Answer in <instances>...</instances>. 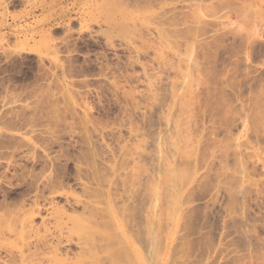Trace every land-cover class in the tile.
<instances>
[{"label":"rangeland","instance_id":"374dc122","mask_svg":"<svg viewBox=\"0 0 264 264\" xmlns=\"http://www.w3.org/2000/svg\"><path fill=\"white\" fill-rule=\"evenodd\" d=\"M261 129L264 0H0V264H264Z\"/></svg>","mask_w":264,"mask_h":264},{"label":"bare ground","instance_id":"6f19581e","mask_svg":"<svg viewBox=\"0 0 264 264\" xmlns=\"http://www.w3.org/2000/svg\"><path fill=\"white\" fill-rule=\"evenodd\" d=\"M188 111V110H187ZM187 113V112H186ZM192 113V112H191ZM194 114V113H193ZM192 114V115H193ZM191 114H190V112H189V116H190ZM226 115V114H225ZM257 117V119L256 120H254V122H255V124L257 125L258 124V122L260 121H258V116H256ZM260 117V116H259ZM185 118V117H184ZM184 118H183V120H184ZM188 118V117H187ZM190 118V117H189ZM190 119H192V118H190ZM190 119H189V121H190ZM184 122V121H183ZM188 124H190V122L188 123ZM259 124L261 125V122H259ZM260 125H257L256 126V128H255V133L257 132L256 130L258 129V132L257 133H259L260 132V130H259V128L258 127H260ZM251 128V127H250ZM249 128V129H250ZM261 128H262V125H261ZM253 129V128H252ZM181 130V129H180ZM251 130V129H250ZM262 131H263V129H261ZM253 131V130H252ZM194 132V131H193ZM247 132H249V131H247ZM244 133V132H243ZM246 133V132H245ZM250 133V132H249ZM253 133V132H252ZM254 133V134H255ZM256 133V134H257ZM263 133H264V131H263ZM263 133H260L261 135L263 134ZM197 134V133H196ZM200 134V133H199ZM253 134V135H254ZM192 135H193V133H192ZM230 135V134H229ZM256 136V135H255ZM258 136V135H257ZM178 137V136H177ZM198 137H199V135H198ZM229 138H230V140H231V137L230 136H228ZM240 137H241V135H240ZM239 137V138H240ZM244 137V136H243ZM261 137V136H260ZM186 138V137H185ZM239 138H238V140H239ZM257 138V137H256ZM255 138V139H256ZM182 139V138H181ZM180 139V140H181ZM190 139V138H189ZM202 139H203V137H202ZM258 139H259V137H258ZM179 140V139H178ZM184 140V139H183ZM191 140H193V139H191ZM195 140V139H194ZM225 140H226V138H225ZM229 140V139H228ZM229 140V141H230ZM235 140V139H234ZM240 141V140H239ZM242 141V140H241ZM244 141V140H243ZM252 141H253V139H252ZM256 141V140H255ZM181 142V141H180ZM189 142V141H188ZM196 142V141H195ZM220 142V141H219ZM247 142V141H246ZM216 143V142H215ZM223 143V142H222ZM228 144V143H230V142H225V144ZM232 143V142H231ZM236 143V142H235ZM239 143H243V142H239ZM178 144H179V142H178ZM234 144V143H233ZM177 145V144H176ZM182 145V144H181ZM185 145V144H184ZM219 145V144H218ZM217 145V146H218ZM223 145V144H222ZM235 145V144H234ZM237 145H238V143H237ZM245 145V144H244ZM251 145V144H250ZM191 146V145H190ZM195 146V145H194ZM211 146V145H210ZM221 146V145H220ZM219 146V147H220ZM227 146V145H226ZM238 146H240V144L238 145ZM188 147V146H187ZM214 147V146H213ZM215 147H216V145H215ZM231 147V146H230ZM233 147V146H232ZM245 147V146H244ZM248 147V149H249V147L250 146H247ZM177 148H178V145H177ZM181 148V147H180ZM179 148V149H180ZM195 148V147H194ZM218 148V147H217ZM220 150H221V148H219ZM219 149H218V151H219ZM223 149H225V148H223ZM227 149V148H226ZM226 149H225V151H226ZM228 149H230V148H228ZM246 149V148H245ZM182 150L184 151V149H182L181 148V155H182ZM195 150V149H194ZM213 151L214 150H216V149H212ZM231 150H232V148H231ZM236 150H237V148H236ZM177 151V150H176ZM190 151V150H189ZM204 151V150H203ZM224 151V153H226ZM233 151V150H232ZM180 152V151H179ZM192 152V151H191ZM216 152V151H215ZM214 152V153H215ZM259 152V151H258ZM187 153V152H186ZM193 153H194V151H193ZM211 153V152H210ZM218 154H219V152H217ZM216 153V154H217ZM179 154V153H178ZM234 154V153H233ZM236 154V153H235ZM234 154V155H235ZM248 154V153H247ZM251 154V153H250ZM254 154V153H253ZM260 154V153H259ZM184 155H186L185 154V152H184ZM200 155V154H199ZM222 154H220V156H221ZM183 156V155H182ZM196 156V155H195ZM219 156V155H218ZM223 156H224V154H223ZM226 156V155H225ZM224 156V157H225ZM256 156V155H255ZM186 157V156H185ZM188 157V156H187ZM212 156H210V158H211ZM239 156H237V158H238ZM246 157V156H245ZM183 158H184V156H183ZM190 158V157H189ZM204 158V157H203ZM209 158V159H210ZM242 158V157H241ZM244 158V157H243ZM243 158H242V160H243ZM248 158V157H247ZM252 158V157H251ZM178 159H180V158H178ZM221 159H222V156H221ZM225 158H223V160H224ZM228 159V158H227ZM235 159H236V157H235ZM249 159V158H248ZM211 160H213V157H212V159ZM237 160V159H236ZM244 160H246L245 158H244ZM197 161H198V159H197ZM228 161V160H227ZM241 161V160H240ZM226 161L224 160V163H225ZM241 162H244V161H241ZM241 162H239L240 163V165H241ZM166 163V162H165ZM182 162H181V160H180V164H181ZM197 163V162H196ZM245 163V162H244ZM246 163H247V161H246ZM211 163H209V165H210ZM237 164V163H236ZM194 165V164H193ZM225 165V164H224ZM237 165H239V164H237ZM184 166V165H183ZM199 166V165H198ZM212 166H213V164H212ZM211 166V167H212ZM226 167H228V165H225ZM225 166H223L224 168H226ZM243 166H244V164H243ZM185 167V166H184ZM184 167H182L183 169H184V171H186V168H184ZM189 167V166H188ZM194 166H192V168H193ZM238 167V166H237ZM177 168V167H176ZM175 168V169H176ZM180 168V167H179ZM191 168V167H190ZM189 168V169H190ZM190 169L189 171H191V170H194V169ZM199 169V168H198ZM178 170V169H177ZM180 170V169H179ZM182 170V169H181ZM197 170V169H196ZM207 170V169H206ZM230 170V169H229ZM240 170V169H239ZM246 170V169H245ZM168 174H166V177H165V182L164 183H166V180L168 181V180H170V181H172V180H178V182L180 181V180H182V179H180L179 180V178H182V171H173L171 168L169 169L168 168ZM230 171H232V168H231V170ZM230 171H227V170H225V172L227 173H229ZM179 172H181L180 174L181 175H178V173ZM193 172V171H192ZM191 172V173H192ZM195 172V171H194ZM185 173H189V172H185ZM196 173V172H195ZM225 173V174H226ZM234 173V172H233ZM239 173V172H238ZM232 174V173H231ZM235 174V173H234ZM197 175V174H196ZM224 175V174H223ZM228 175V174H227ZM245 175H247V174H245ZM184 176V175H183ZM194 176H193V174H192V178H193ZM225 177H226V175H225ZM243 177V176H242ZM184 178H187V176L186 177H184ZM232 178V180H234V177L232 176V177H230V179ZM236 178H238V177H236ZM223 179H224V177H223ZM246 179V178H245ZM187 180V179H186ZM185 180V181H186ZM192 180V179H191ZM227 180H228V177H227ZM240 180H242V179H240ZM247 180V179H246ZM184 181V180H183ZM183 182L182 183V181H180V183L181 184H183L182 186H184V184L186 183V182ZM224 181L225 180H223V185L225 184V183H227L226 181H225V183H224ZM188 182H190L189 180H188ZM168 183V182H167ZM219 182H217V186H219V185H221V182H220V184H218ZM175 184V183H174ZM178 184H177V182H176V186H177ZM188 185V184H187ZM192 185V184H191ZM189 187V186H188ZM227 187V186H226ZM217 188V187H216ZM223 188H225V186L223 187ZM217 189H219V188H217ZM227 189V188H226ZM63 190V189H62ZM155 190H158L157 188H155ZM229 190V189H228ZM219 191V190H218ZM54 192H56V190L54 191ZM53 191L51 192V194H55ZM58 192V191H57ZM176 192V191H175ZM174 192V193H175ZM180 192V191H179ZM228 192V191H227ZM58 193H60V191L58 192ZM95 193V194H94ZM91 194V193H90ZM178 194V193H177ZM92 198H95L96 197V195H98V196H100V197H107L105 194H102V193H99V192H94V190H93V192H92ZM215 195H217L218 196V194H216L215 193ZM213 196V197H216V196ZM174 196H176L175 194H174ZM91 197V196H90ZM177 200V197L175 198V201ZM178 201V200H177ZM177 201L175 202V203H177ZM92 203H93V201H91ZM91 202H88V203H91ZM236 202V201H235ZM87 203V204H88ZM89 204V205H87L88 207L87 208H89V207H91V205L94 207V205L93 204ZM178 205V204H177ZM233 206V205H232ZM231 206V207H232ZM86 207V206H85ZM177 207H179V205L177 206ZM176 207V208H177ZM181 208V207H180ZM91 208H89V210H90ZM94 210V209H93ZM96 210V209H95ZM105 210V213H106V208L104 209ZM103 210V211H104ZM91 212H92V209L90 210ZM101 212V211H99L98 210V212H94V213H96L97 214V216H98V213L100 212V213H102V215H103V217H104V212ZM229 213H230V211H229ZM232 213V212H231ZM106 215V214H105ZM99 216H100V214H99ZM107 216H108V214H107ZM91 218H92V215L90 216ZM33 218V217H32ZM74 218V217H73ZM73 218H71V219H73ZM75 219V223H76V226H78V230H79V233L83 236V238H85L86 240L83 242V244L85 245V252H86V254L88 255V256H90L93 260H96V259H100V256H101V254H106V256H107V260H108V262H110L111 260H110V255H109V252H110V248H108L109 247V245L107 246V244H104V245H106V246H104L103 248H102V244L103 243H107L106 241H108V236L107 237H103L104 238V240L103 241H105V242H101L98 238H100L101 240L103 239L102 237H98L97 239H98V242H100V244H98L97 245V243L98 242H96V239H95V235H97V233H99L98 235H101V236H106V235H109L106 231H104V232H98L97 230H95V229H93L92 227H91V220H90V218H87V219H85V218H77L76 219V217L74 218ZM73 219V220H74ZM25 221H26V219H24ZM25 221H23V226L26 228V227H29V225L28 226H26V224H28V222H30V221H26V223H24ZM32 222V221H31ZM30 222V223H31ZM31 226V228H32V224L30 225ZM23 227V228H24ZM25 228H24V230H25ZM30 227H29V229H31ZM62 229V228H61ZM69 230V229H68ZM23 231V230H22ZM33 231H34V229H33ZM59 231H60V229H59ZM61 232V231H60ZM60 232H59V234H60ZM62 232H64L63 231V229H62ZM23 233V232H22ZM70 233V232H69ZM68 233V234H69ZM62 234V233H61ZM102 234H104V235H102ZM71 237V236H70ZM110 238V237H109ZM111 239V238H110ZM102 243V244H101ZM100 246V247H99ZM107 247V248H106ZM13 248V247H12ZM11 248V249H12ZM17 250H19L17 247H15ZM102 248L103 250H101L100 251V249ZM14 249V248H13ZM12 249V250H13ZM87 250V251H86ZM109 250V251H108ZM20 251V250H19ZM14 252V251H13ZM17 252V251H16ZM18 253V252H17ZM62 261L63 262V260H61V259H59L57 262H58V264H60V262ZM111 263V262H110Z\"/></svg>","mask_w":264,"mask_h":264}]
</instances>
